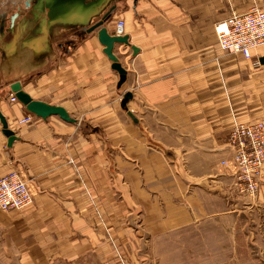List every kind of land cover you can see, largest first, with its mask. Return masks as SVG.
I'll use <instances>...</instances> for the list:
<instances>
[{
	"label": "crops",
	"instance_id": "1",
	"mask_svg": "<svg viewBox=\"0 0 264 264\" xmlns=\"http://www.w3.org/2000/svg\"><path fill=\"white\" fill-rule=\"evenodd\" d=\"M73 1L20 13L0 34V113L16 136L8 147L0 122V177L17 167L33 194L24 210L0 211V264H118L112 241L129 247V212L153 250L208 245V226L222 230L231 212L222 199L236 196L219 166L232 127L264 121V46L249 60L228 54L214 29L264 0L113 2L105 28L115 35L122 19L129 43L113 50L127 73L119 87ZM14 81L77 122L21 124L28 113L8 100ZM175 257L153 264H192Z\"/></svg>",
	"mask_w": 264,
	"mask_h": 264
},
{
	"label": "built area",
	"instance_id": "2",
	"mask_svg": "<svg viewBox=\"0 0 264 264\" xmlns=\"http://www.w3.org/2000/svg\"><path fill=\"white\" fill-rule=\"evenodd\" d=\"M115 36L124 35V21L115 22ZM215 37L219 48L231 55L251 58L250 50L264 46V7H252L245 13H232L215 25ZM253 67L259 63L253 62ZM9 103L17 102L15 94L8 97ZM33 115L22 118L21 124H29ZM231 156L220 162L222 173L232 179L235 192L253 198L260 190L264 177V121L237 123L228 137ZM33 194L20 170L12 168L0 177V211H22L31 205Z\"/></svg>",
	"mask_w": 264,
	"mask_h": 264
},
{
	"label": "rangeland",
	"instance_id": "3",
	"mask_svg": "<svg viewBox=\"0 0 264 264\" xmlns=\"http://www.w3.org/2000/svg\"><path fill=\"white\" fill-rule=\"evenodd\" d=\"M261 180V190L253 198L236 193L233 201L222 199L231 212L223 218L222 230L208 226L205 246L153 250L151 236L143 232L139 216L133 218L129 212L125 219L129 247L121 250L113 240V260L118 264H153V256L168 260L178 253V261L189 257L192 264H264V177Z\"/></svg>",
	"mask_w": 264,
	"mask_h": 264
},
{
	"label": "water",
	"instance_id": "4",
	"mask_svg": "<svg viewBox=\"0 0 264 264\" xmlns=\"http://www.w3.org/2000/svg\"><path fill=\"white\" fill-rule=\"evenodd\" d=\"M115 1L117 0H78L75 1L78 3L75 8V14L79 16L82 15L81 22H79L78 25L84 30L85 34L95 33L98 43L104 47L103 53L111 61V69L119 75L117 84L119 87L125 82L127 73H125V70L121 67L118 58L114 57L113 50L116 44H125L128 46L129 43L127 36L111 35L105 28V25L110 21L111 13L115 9V6H112ZM136 2L137 0H134V3ZM131 49L134 53L137 50L135 47H131ZM9 91L15 94L17 102L21 106H24L27 113H30L38 119L43 120L55 116L70 124L77 122L75 119H71L61 106H51L45 102L33 100L29 94L22 91L19 81H14L9 86ZM130 99L131 95L125 94L120 103L121 109L133 119L134 117L129 114L126 106ZM0 122L2 125V133L8 138L7 145L10 147L16 139V136L8 129L7 121L1 113Z\"/></svg>",
	"mask_w": 264,
	"mask_h": 264
},
{
	"label": "flooded vegetation",
	"instance_id": "5",
	"mask_svg": "<svg viewBox=\"0 0 264 264\" xmlns=\"http://www.w3.org/2000/svg\"><path fill=\"white\" fill-rule=\"evenodd\" d=\"M55 2L59 0H0V34L9 33L20 13L46 9Z\"/></svg>",
	"mask_w": 264,
	"mask_h": 264
}]
</instances>
